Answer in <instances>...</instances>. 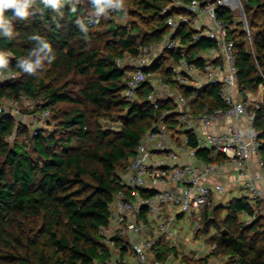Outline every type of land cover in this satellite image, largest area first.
Listing matches in <instances>:
<instances>
[{
    "label": "trees",
    "instance_id": "16d2710c",
    "mask_svg": "<svg viewBox=\"0 0 264 264\" xmlns=\"http://www.w3.org/2000/svg\"><path fill=\"white\" fill-rule=\"evenodd\" d=\"M242 1L252 34L251 46L242 22L235 20L232 11L220 7L218 15L234 24L229 36L236 46L238 89L246 98L247 91L256 92L264 85V0ZM169 2L131 0V15L137 22L122 25L109 13L108 19L90 26L89 42L83 40L76 25L77 18H83L90 8L87 3L79 5L76 13L66 5L63 18L46 9L28 20H14L16 39L0 38V50L10 53V71L6 72L18 74L17 79L0 82V98L41 99L56 121L51 133L36 130L32 153L19 140L26 129L17 125L12 115H0V264H110L113 252L102 242L100 229L109 223L115 194L127 192L123 174L142 136L154 127L162 111L170 110L166 122L177 134L176 139L186 134L189 146H197L193 131L184 130L179 123L180 111L173 99L163 98L158 108L153 107L147 98L152 90L148 84L139 89L135 100L124 95L130 67L122 66L119 60L136 56L140 44L159 41L169 32L167 16L162 14ZM37 7L43 5L38 3ZM7 15L10 17V13ZM33 33L45 37L56 55L37 76L15 67L17 58L27 56L31 49L27 37ZM192 33L184 26L179 29L176 35L186 46L164 51L155 63L154 69L168 80L172 71L167 60L179 59L182 48L192 58L194 52L211 45L205 37L189 44ZM184 94L193 114L224 107L219 87L214 84L199 89L187 87ZM65 104L70 107H62ZM248 108L254 113L261 142L259 154L264 161V99ZM96 117L114 118L120 125L117 129L94 126L92 119ZM12 134L14 139L10 141L8 136ZM212 152L199 148L196 154L204 162L225 159ZM211 208L203 211V227L196 235L215 228L209 237L213 248L194 261L264 264V216L245 223L242 215L253 212L248 197H235ZM115 241L114 247L122 257L129 249L127 240L117 237ZM157 242L152 263L166 264L170 254H179L175 246L162 245L160 238ZM181 255L185 264L188 256Z\"/></svg>",
    "mask_w": 264,
    "mask_h": 264
},
{
    "label": "built area",
    "instance_id": "2783aa9c",
    "mask_svg": "<svg viewBox=\"0 0 264 264\" xmlns=\"http://www.w3.org/2000/svg\"><path fill=\"white\" fill-rule=\"evenodd\" d=\"M220 7L228 8L234 13L235 20L242 22L251 46L252 34L242 0H170L162 10L167 16L169 35L150 44H140L136 56H124L119 60H128L131 67L124 90L126 98L135 100L139 89L148 84L152 90L147 98L153 107L158 108L163 98L173 99L180 111L179 123L184 130L193 131L197 143L196 147L189 146L186 134L178 141L177 134L166 122L170 110H164L154 127L137 144L123 174L127 192L120 190L115 194L109 208V223L100 229L102 242L110 246H115L117 237L127 240L134 256L132 264H150L158 239L163 235L170 239L176 236L170 222L163 218L169 207L179 208V213L196 215L200 223L203 211L210 209L216 198L224 193V183L208 184L223 163L197 161L199 148L212 149L223 155L237 170L235 183L245 189L246 197L253 205V212L246 216L245 223L264 216V188L261 185L264 183V161L259 154V130L254 126V113L248 109L238 89L236 46L229 36L234 24L219 17ZM183 26L193 30L189 44L205 37L211 45L194 52L192 58L182 48L180 58L169 64L172 76L168 80L154 69V65L162 52L186 46L176 35ZM4 75L6 78L0 82L18 77L16 72H5ZM213 84L219 87L224 107L212 113L193 114L184 89ZM24 99L28 98H0V115H13ZM31 101L42 109V119L51 117V110L42 106L41 99ZM243 118L247 132L241 125ZM228 119L234 121L216 130L207 128L211 123ZM8 138L12 141L14 135ZM254 159L256 168H253ZM119 258L113 257L110 264H125L120 263Z\"/></svg>",
    "mask_w": 264,
    "mask_h": 264
},
{
    "label": "clouds",
    "instance_id": "9594fccd",
    "mask_svg": "<svg viewBox=\"0 0 264 264\" xmlns=\"http://www.w3.org/2000/svg\"><path fill=\"white\" fill-rule=\"evenodd\" d=\"M87 3L90 8L83 18H77L76 25L85 42H89L90 26L101 23V19H108L110 12H123L127 15L126 0H0V38L6 41L16 39L18 33L14 27V20H28L31 16L42 15L43 11L50 9L57 16L63 18V8L67 5L71 13L78 11V6ZM43 5L38 8L37 4ZM10 13V17L9 14ZM57 27L61 25L53 17ZM32 47L27 56L17 58L15 67L21 73L37 76L46 65L52 64L56 55L51 43L43 36L33 33L28 35ZM10 71V53L0 50V80L5 79L4 73Z\"/></svg>",
    "mask_w": 264,
    "mask_h": 264
},
{
    "label": "rangeland",
    "instance_id": "374dc122",
    "mask_svg": "<svg viewBox=\"0 0 264 264\" xmlns=\"http://www.w3.org/2000/svg\"><path fill=\"white\" fill-rule=\"evenodd\" d=\"M86 3V2H85ZM132 3L131 0H126V10L127 15L125 16L123 12L113 13L114 20L122 25L134 24L137 22L136 17L131 15ZM145 29V27H142ZM169 35V32L166 34ZM164 52H162L163 54ZM172 61L167 60V64H170ZM122 66H128V60L120 61ZM131 69V67H130ZM130 72V70H129ZM256 95H258V91H256ZM62 107L69 108L70 105L65 104ZM9 108V107H8ZM41 108L33 103L31 99L21 100L17 111L13 113V117L15 119V123L20 125L21 128L26 129V133L19 136V140L26 143L28 150L33 153V137L37 129H42L46 133H51L56 129V121L53 118V115L49 119H42L40 116ZM92 123L94 126L99 125L104 129H117L119 127V122L114 118H93ZM227 203L225 197H218L215 203ZM212 209V208H211ZM179 210V208L175 209V211ZM178 212V211H177ZM203 219L199 223L197 221V216L193 214L186 213L182 217H180L177 221L173 223L172 229L176 231V236L174 238L168 239L165 235L160 237V240H163L162 245L165 246H175L178 251V255L170 254V260L166 264H184L181 262V257L183 255H187L188 259L185 264H198L196 259L201 256L206 255L211 250V246L209 247V237L215 233V228H211L210 233L205 234L201 233L200 235H196L197 230L203 227ZM199 227V228H198ZM178 235V236H177ZM165 240V241H164ZM113 252V257H117L118 249L113 246H110ZM118 252V253H117ZM215 260V259H214ZM222 263V261H218Z\"/></svg>",
    "mask_w": 264,
    "mask_h": 264
},
{
    "label": "crops",
    "instance_id": "0c3cea01",
    "mask_svg": "<svg viewBox=\"0 0 264 264\" xmlns=\"http://www.w3.org/2000/svg\"><path fill=\"white\" fill-rule=\"evenodd\" d=\"M256 93L257 92L247 91L246 98H244V99H245L248 107H255L260 102L263 101V99H264V85H261L259 87L258 95H256ZM232 121H234V119H228L226 121L214 122V123H211L207 128L211 129V130H216V129H219V128L223 127L226 123H229V122H232ZM241 125L243 126L245 131L248 130V126H247V123L245 121V118H243L241 120ZM216 154L217 153H215V152L211 153V155H216ZM196 160L199 161V162H204L199 157ZM214 163H223V165H221L219 167L218 171L211 176V179L208 180V184H210V185H213V184H216V183H220V182L225 184L224 193L221 194L218 197H222L223 196V197H225L226 201L228 202L229 200H231V199H233L235 197H241L243 195L246 196L245 189L242 186L237 185L235 183V178L237 176V170L235 169V167H233V165H231L229 162L227 163V161H225V159L224 160H218V161H216ZM253 163H254L253 164V168H256L257 167L256 159H254ZM261 185L264 188V183L263 182H261ZM215 204H222V203L219 202V203H215ZM175 209L176 208H174V207H169V209H167L165 211L164 217H163V218H165L166 220H168L170 222L171 226L173 225V223L175 221H177L180 217H182L184 215V213H179V212L175 211ZM246 216L247 215H244V214L242 215V217L244 219L246 218ZM144 220L147 221L146 218H144ZM175 234H177L176 231H175ZM168 239H170V238H168ZM209 247H210V245H209ZM118 252H117L118 253L117 256L120 257L121 251H118ZM152 256L150 258V264H154V263H152ZM119 259H120L121 262H125V264H132V262L134 260V256H133V253H132L131 249L129 248L126 251V253H124L123 256L120 257Z\"/></svg>",
    "mask_w": 264,
    "mask_h": 264
},
{
    "label": "water",
    "instance_id": "95a60500",
    "mask_svg": "<svg viewBox=\"0 0 264 264\" xmlns=\"http://www.w3.org/2000/svg\"><path fill=\"white\" fill-rule=\"evenodd\" d=\"M174 36V35H173Z\"/></svg>",
    "mask_w": 264,
    "mask_h": 264
}]
</instances>
